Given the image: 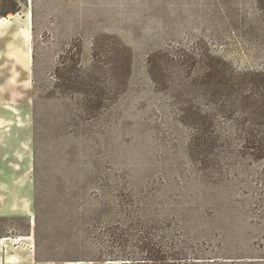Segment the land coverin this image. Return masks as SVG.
<instances>
[{"label":"rangeland","instance_id":"obj_1","mask_svg":"<svg viewBox=\"0 0 264 264\" xmlns=\"http://www.w3.org/2000/svg\"><path fill=\"white\" fill-rule=\"evenodd\" d=\"M0 17V38L14 32L9 57L12 33L0 39V264H123L111 231L156 223L264 264V87L250 83L264 84L263 6L0 0ZM153 55L177 62L167 87ZM192 105L217 141L204 163L182 118Z\"/></svg>","mask_w":264,"mask_h":264},{"label":"trees","instance_id":"obj_2","mask_svg":"<svg viewBox=\"0 0 264 264\" xmlns=\"http://www.w3.org/2000/svg\"><path fill=\"white\" fill-rule=\"evenodd\" d=\"M256 1L264 7V0ZM161 58L158 55L149 58V73L157 86L167 87L170 79V75L167 74L169 73V66L175 65L177 62L168 55L167 59ZM180 61L181 65H188L189 68L195 67L198 63L197 58L191 54L186 55ZM123 70L128 77L131 70L129 59L123 63ZM197 83L198 80H191L190 85H198ZM250 83L259 88L264 87V84L259 81H251ZM187 96L189 95L187 94ZM114 97L115 95H112L110 100ZM195 98L187 99V103ZM182 113L183 121L193 130L190 145L191 154L200 163H204L201 158L205 154H213V151L217 149V141L214 138L206 139L208 128L212 127L213 124L210 123V126L206 127L202 110L193 105L189 108H183ZM247 148L253 151V155L260 151V148L256 147L255 144ZM109 245L113 254L111 261H121L123 264H253L248 261L247 263L242 260L213 257V255L205 254L206 252L201 250L199 244L185 241L180 236L170 232L169 226L164 223H156L150 227L145 226L136 237L132 238L112 230L109 234ZM207 252L209 253V251Z\"/></svg>","mask_w":264,"mask_h":264},{"label":"crops","instance_id":"obj_3","mask_svg":"<svg viewBox=\"0 0 264 264\" xmlns=\"http://www.w3.org/2000/svg\"><path fill=\"white\" fill-rule=\"evenodd\" d=\"M0 21H1L2 24L5 25L4 27H7V23H8V19L7 18H5V17L4 18H1L0 17ZM11 23L12 24L14 23L13 20H11ZM9 33H12L10 36H12L13 42H8V44H7L8 51L7 52L5 51L6 57H9L8 56V53L10 52V48L14 45V39H13L14 32L12 30V27H11V29L9 31H7L6 33H4V36L3 37L0 38V39H2V38H5V37L9 36ZM0 56H1V52H0Z\"/></svg>","mask_w":264,"mask_h":264},{"label":"bare ground","instance_id":"obj_4","mask_svg":"<svg viewBox=\"0 0 264 264\" xmlns=\"http://www.w3.org/2000/svg\"><path fill=\"white\" fill-rule=\"evenodd\" d=\"M12 17V16H11ZM11 17L10 16H8V19H11ZM7 18V17H6ZM2 23H1V21H0V25H1ZM0 28H1V26H0Z\"/></svg>","mask_w":264,"mask_h":264}]
</instances>
